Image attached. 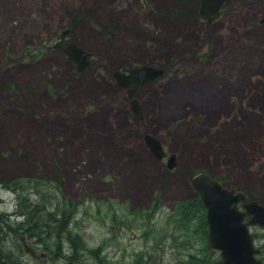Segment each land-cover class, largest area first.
Instances as JSON below:
<instances>
[{"label":"rangeland","instance_id":"374dc122","mask_svg":"<svg viewBox=\"0 0 264 264\" xmlns=\"http://www.w3.org/2000/svg\"><path fill=\"white\" fill-rule=\"evenodd\" d=\"M200 6L0 0V220L9 222L0 255L17 264H181L193 253L220 264L199 212L186 216L184 203L196 194L194 169L264 203V0H231L211 23ZM89 8L90 18L77 17ZM67 27L93 52L83 71L48 46ZM143 63L166 71L138 89L140 116L112 73ZM147 132L177 153L178 167L155 157ZM31 204L70 212L62 239L46 226L30 234Z\"/></svg>","mask_w":264,"mask_h":264},{"label":"water","instance_id":"95a60500","mask_svg":"<svg viewBox=\"0 0 264 264\" xmlns=\"http://www.w3.org/2000/svg\"><path fill=\"white\" fill-rule=\"evenodd\" d=\"M231 0H201L199 9L203 21L211 23L219 19L224 6ZM260 21L264 23V15ZM71 28L63 29L59 38L49 47L61 49L79 71H83L96 63L92 59L93 52L83 45L68 39ZM107 66L106 63H99ZM166 68L154 64L143 63L137 66H123L113 71L112 75L119 86L127 90L132 110L143 115L141 100L137 98L138 89L164 74ZM175 72V71H174ZM146 142L152 153L160 160L166 158L169 169L178 166L176 152H167L163 141L153 133L145 134ZM192 187L200 195L206 208L208 223V244L212 249L221 252L225 264H261L257 256L259 248L255 245L250 225L264 226V203L259 199L249 201L243 189L229 186L206 170H199L190 175ZM253 216L249 220V214ZM68 264H79L70 260Z\"/></svg>","mask_w":264,"mask_h":264},{"label":"trees","instance_id":"16d2710c","mask_svg":"<svg viewBox=\"0 0 264 264\" xmlns=\"http://www.w3.org/2000/svg\"><path fill=\"white\" fill-rule=\"evenodd\" d=\"M93 8L92 9H84V17L80 16V15H77V17L79 18H90L92 16V13H93ZM49 46V45H48ZM52 49V48H51ZM52 51V50H50ZM36 56V55H35ZM124 128L125 127H121L120 128V132L121 133H124ZM200 170H206V171H209L207 169H200ZM196 171H199V170H192L191 171V174L196 172ZM210 172V171H209ZM216 177H218L217 175H215ZM14 183L16 184V190L20 188V185L19 183L17 182V180H14ZM20 195L19 197L20 198H24V195L22 194V192H19ZM28 203H26V206H27ZM63 203H61L62 205ZM184 206H185V213H186V216H189L190 213H192V210L194 209L196 212H199V217H200V223H201V229L203 230V234H207L208 233V223H207V220H206V216L204 214V210L205 208L203 207V204L201 202V199L200 197L198 196H195L193 197V199L190 201L189 204L187 203H184ZM60 208V207H59ZM29 213L33 214L32 215V220H33V224L29 227L27 226H24L27 230H30V234H37L39 236H41L42 233H39L40 230H43L41 229L42 226H46V229L44 231L47 232V234L51 233V228H56V232L58 234V238L62 239L61 237V234L63 231H69V225H70V222H71V214L70 212H67L64 208L61 209V215L60 217H57L56 216V213L54 215V212L53 211H49L47 209V207H35V204H31V206H29ZM38 211L39 213L40 212H43L45 211V213H43L45 216H48L45 223L42 224L41 226L39 225V219H40V216L38 215ZM18 212L21 214H24L26 215V210L23 211V209L20 208V210H18ZM18 213V214H19ZM29 217V216H28ZM2 220H0V231L1 229L4 230L5 229V223L8 222V218H7V215L6 217H3L1 218ZM3 222V223H2ZM9 223V222H8ZM8 259L10 261H12V264H17L19 263V261H17L18 259L14 258V257H11V255L5 253V255H0V264H4V263H8ZM220 264H224L222 260L219 261ZM181 264H214L213 260L210 259V258H206L205 256H201V255H198V254H193L191 253L188 257V259L184 262H182Z\"/></svg>","mask_w":264,"mask_h":264},{"label":"flooded vegetation","instance_id":"af4514ba","mask_svg":"<svg viewBox=\"0 0 264 264\" xmlns=\"http://www.w3.org/2000/svg\"><path fill=\"white\" fill-rule=\"evenodd\" d=\"M224 9H225V6H224ZM201 18V17H200ZM101 66H103V65H101ZM103 67H105L106 68V66H103ZM119 87H121L122 89H124L125 91H127L124 87H122V86H119ZM129 98V97H128ZM130 99V98H129ZM164 146H165V144H164ZM165 149H166V147H165ZM166 151L169 153V151L166 149ZM178 166H179V163H178ZM177 166V167H178ZM193 174V173H192ZM191 175V174H190ZM189 178H190V176H189ZM191 183V182H190ZM192 186V185H191ZM193 188V187H192ZM194 189V188H193ZM194 191H195V195H194V197L195 196H199L200 197V195L197 193V191L194 189ZM246 193H247V191H246ZM247 196H248V199H249V201H251V200H254V199H259L261 202H262V199L260 198V196L258 195V194H256V192L254 191V190H251V189H249V193H247ZM200 199H201V197H200ZM201 202H202V200H201ZM202 204H203V202H202ZM203 207H204V205H203ZM205 208V207H204ZM206 209V208H205ZM253 215L250 213L249 214V216H247V218H249V220L251 219V217H252ZM250 230H251V232H252V234H253V237H254V240H255V242H256V244H257V246H258V248H259V252H258V254H257V256L259 257V258H261L262 259V262H263V260H264V246H263V242H264V226H262V225H260V224H252V225H250ZM261 233V234H260ZM259 237H261L260 239H262V241L260 242V244H259V242H258V239H259Z\"/></svg>","mask_w":264,"mask_h":264}]
</instances>
